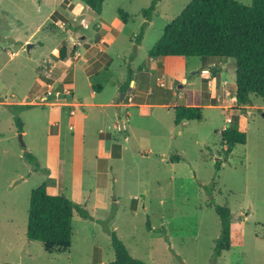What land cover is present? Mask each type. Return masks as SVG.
<instances>
[{"label": "rangeland", "instance_id": "374dc122", "mask_svg": "<svg viewBox=\"0 0 264 264\" xmlns=\"http://www.w3.org/2000/svg\"><path fill=\"white\" fill-rule=\"evenodd\" d=\"M151 1L104 0L101 14L93 16L81 0H0L2 96L40 104L37 98L45 88H37L35 82L39 63L51 57L54 48L67 45L69 36L78 42L82 29H93L101 22L118 29L117 39L106 51L111 57L109 64L91 80L103 84V77L112 74L117 78L122 71L125 75L132 71L131 80L136 74L141 81L140 91L146 94L150 90L146 97L135 90L126 95V103L142 104L122 106L120 118L115 107L104 111L88 107L85 140L89 152L95 145L91 135L94 137L99 127L112 131L106 127L112 120L124 121V130H113L124 149L119 158L102 161L106 170L98 178L94 154H85L81 195L86 200L80 201L71 198L70 154H61L66 164L59 193L83 206L92 219L74 212L70 246L51 253L26 235L30 191L44 181L51 182L49 172L31 171V165L18 154L27 145L40 167L46 168L43 138L35 133L45 124L46 109L31 105L18 112L25 122L27 133L23 135L16 132L10 111L0 104V264L107 263L114 258L111 232L133 257L148 264H264V100L250 94V105L229 106L231 83L235 82L230 58L158 57L153 66L148 51L190 0L158 1L137 42L135 36L145 21L141 9ZM118 9L127 13L125 21ZM223 62L226 67L219 72ZM209 67L217 72L211 74ZM207 73L211 78L215 75L218 82L226 80L223 97L212 106H208L211 100L206 93ZM76 78L80 92L86 95L82 69L77 70ZM215 85L213 82L212 87ZM113 88L106 85L101 98L110 96ZM175 105L200 106L201 119L175 124ZM226 116L230 120L240 117L238 127L245 134V143L236 144L224 158L220 131L230 124ZM218 160L221 163L216 171ZM96 179L102 183L100 188L85 190ZM212 183L208 194L206 186ZM211 199L227 205L232 215L231 247L218 257L213 256V248L220 223Z\"/></svg>", "mask_w": 264, "mask_h": 264}, {"label": "trees", "instance_id": "16d2710c", "mask_svg": "<svg viewBox=\"0 0 264 264\" xmlns=\"http://www.w3.org/2000/svg\"><path fill=\"white\" fill-rule=\"evenodd\" d=\"M96 16L102 12L104 0H81ZM152 0L149 6L141 9L145 18L140 31L135 36L139 42L144 28L152 19L157 2ZM120 18L125 21L127 13L118 9ZM67 56L65 46L59 48L58 58ZM150 58L162 57L166 60L178 57L200 56L211 58H230L234 63L235 103L240 106L250 105V94L264 100V0H252L249 5L237 0H190L181 12L167 24L157 41L148 51ZM211 74L217 69L209 67ZM126 86L122 90H126ZM12 115L18 132H22L23 123L18 112L31 107L30 104L5 105ZM174 123L200 120L201 107L197 105H175L173 107ZM223 157L226 158L236 144L245 143V134L238 128V118L231 119L230 124L220 131ZM119 154H114L118 156ZM23 158L33 166L35 171L48 173L41 168L34 154L23 152ZM180 159L178 154L173 156ZM221 160L215 163L219 170ZM47 182L30 191L26 235L28 239L38 240L47 252L66 250L72 236V217L77 213L84 219H92L89 212L80 204L73 202L64 194L52 195L46 191ZM213 183L206 186L211 194ZM214 211L219 218L220 234L215 240L213 256L218 257L231 247L232 215L227 205L215 204ZM147 229L150 226L147 221ZM110 242L114 253L112 261L103 264H148L133 257L124 243L114 232L110 233Z\"/></svg>", "mask_w": 264, "mask_h": 264}, {"label": "crops", "instance_id": "0c3cea01", "mask_svg": "<svg viewBox=\"0 0 264 264\" xmlns=\"http://www.w3.org/2000/svg\"><path fill=\"white\" fill-rule=\"evenodd\" d=\"M89 12L91 13L90 10ZM80 32L78 42L75 41L72 36H69L68 38L70 42L67 45H62L66 48L67 56L65 59H59V49L54 48L51 57L43 59L38 65L39 71L37 72L35 82L37 88H45V90L41 92L38 97L44 95L46 90L52 91V94L46 98L45 103L37 104V102L34 103L32 101L22 100L13 101L0 94V104L3 105L30 104L32 106L38 105L46 109L45 111L47 114L45 115V124L39 125L37 129H35L36 135L43 138V150L44 154H47L45 167L48 169L49 173L47 176L51 179V182L47 181L46 191L49 194L56 195L60 194L59 192L63 190L61 183L62 177L65 175L64 166L66 162L62 161L61 154H70L71 160L69 164L67 163V171L69 173L71 183V198H77L79 201L86 200L85 197L81 195L84 190L83 172L85 169V154H94L92 159L96 163V175L98 178L101 171L106 170V167L103 168L101 165L102 161L107 158H119L122 154V150L124 149V147L121 148V144L117 142L116 136L113 133V130L125 129L124 121L112 120L110 125L108 123L106 125L107 128L113 129L112 131L107 132L104 131L102 127H99L97 134H95L94 137L91 135L90 141L95 145L94 147H91V153L89 152V149L86 148L85 140V123L89 117L88 107H98L102 109L100 111H104L106 107H115L117 109L116 112L119 111L117 113V118H120V110L122 106H141L142 104L138 102L126 103L124 101L126 95L133 90L137 93H142L144 96L150 93V90L146 94L140 91L141 81L137 80L136 74L135 79L131 80L132 71H129L128 73L126 72L128 75H125L122 71L117 78L113 77L112 74L106 78L103 77L102 82L104 85L93 82L91 80V76L93 74L98 76L99 71L102 70L104 66L108 65L111 60V57L106 55V51L116 42L118 29L101 22L93 29L85 28ZM77 36L78 35L75 37ZM60 47L61 46H59V48ZM54 57H56V59H54ZM151 59L153 66H155L154 63H157L158 58ZM225 67L226 63H221V69L219 72L224 70ZM78 69H82L84 72V79L88 87L86 95L81 93L77 86L78 80L76 78V72ZM232 72H234V68ZM206 75L208 77L206 80V93L210 95L209 100H211V103L208 104V106H212L214 101L216 102L223 97L226 80L218 82L215 75V77L213 76L212 78L209 77V73ZM143 78L146 80L145 76ZM213 82L216 84L214 88L212 87ZM127 83L128 89L122 90ZM106 85H112V87H114V91L110 96H106V98L103 99L101 98V95H103ZM147 87H149V84ZM231 87V98L229 100L230 107L235 105V82L234 84L231 83ZM121 91H124V95L119 97V93ZM60 92L69 93L74 99H59L57 98V94ZM213 93H215V95ZM88 99L93 101H88ZM147 104L150 103H146V105ZM224 108L227 109L225 104ZM239 119L240 117H238V122ZM120 122L122 123V128H120ZM22 123L23 127L21 133L26 135L27 132L24 129L25 122L23 121ZM225 127L226 126H223L222 129ZM16 132H18L17 129ZM123 140L126 141L127 137L123 136ZM25 150L30 152L31 148L26 145L24 150L18 153L20 158L23 157L22 155ZM114 154L119 155L114 156ZM30 167L32 169L31 171L34 172L35 170L33 169V166L31 165ZM22 179L25 180L26 177L24 178L23 175ZM99 184L102 183H98V180L96 179L94 184L87 185V189L85 187V190H93V188L96 190V188H100Z\"/></svg>", "mask_w": 264, "mask_h": 264}, {"label": "water", "instance_id": "95a60500", "mask_svg": "<svg viewBox=\"0 0 264 264\" xmlns=\"http://www.w3.org/2000/svg\"><path fill=\"white\" fill-rule=\"evenodd\" d=\"M92 13V12H91ZM93 14V13H92ZM124 95V92L121 93V96ZM57 98L59 99H74L73 96L69 93L60 92L57 94ZM120 128H122V123L120 122ZM19 139L21 140V135H19ZM21 144L23 145L22 141Z\"/></svg>", "mask_w": 264, "mask_h": 264}, {"label": "built area", "instance_id": "2783aa9c", "mask_svg": "<svg viewBox=\"0 0 264 264\" xmlns=\"http://www.w3.org/2000/svg\"><path fill=\"white\" fill-rule=\"evenodd\" d=\"M52 94V91L50 90H46L45 94L44 95H41L37 98V100H39V103H45L46 102V98L48 96H50ZM230 117H227L226 118V122H230ZM224 129V128H223Z\"/></svg>", "mask_w": 264, "mask_h": 264}]
</instances>
